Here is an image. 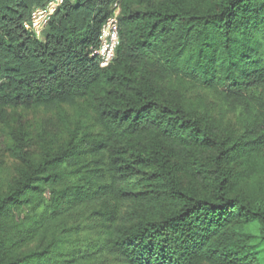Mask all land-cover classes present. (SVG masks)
I'll return each mask as SVG.
<instances>
[{
    "label": "trees",
    "instance_id": "obj_1",
    "mask_svg": "<svg viewBox=\"0 0 264 264\" xmlns=\"http://www.w3.org/2000/svg\"><path fill=\"white\" fill-rule=\"evenodd\" d=\"M48 1L0 0V264H264V0Z\"/></svg>",
    "mask_w": 264,
    "mask_h": 264
},
{
    "label": "built area",
    "instance_id": "obj_2",
    "mask_svg": "<svg viewBox=\"0 0 264 264\" xmlns=\"http://www.w3.org/2000/svg\"><path fill=\"white\" fill-rule=\"evenodd\" d=\"M66 0H49L44 6L33 9L25 28L37 38L41 39L45 29L48 28L53 16L64 5ZM112 14L101 28L100 43L93 50V55L98 58L101 68L109 67L117 57L120 46V6L113 4Z\"/></svg>",
    "mask_w": 264,
    "mask_h": 264
},
{
    "label": "rangeland",
    "instance_id": "obj_3",
    "mask_svg": "<svg viewBox=\"0 0 264 264\" xmlns=\"http://www.w3.org/2000/svg\"><path fill=\"white\" fill-rule=\"evenodd\" d=\"M46 30L44 31L41 40H44ZM207 102L212 103V101L205 97ZM10 114V124L19 129H23V131L32 134L35 141L38 142L39 136L42 134H47L54 132L57 129V122L55 123V119L50 114L38 111V112H9ZM4 129V124L0 121V135L2 130ZM32 143V147L30 148V152L37 154L40 151V144L37 145ZM0 162H4L6 165H12L13 161L9 157V155L5 152L4 149L0 148Z\"/></svg>",
    "mask_w": 264,
    "mask_h": 264
}]
</instances>
